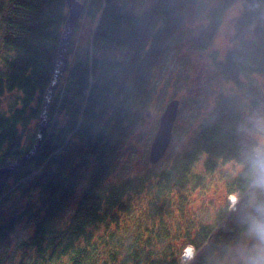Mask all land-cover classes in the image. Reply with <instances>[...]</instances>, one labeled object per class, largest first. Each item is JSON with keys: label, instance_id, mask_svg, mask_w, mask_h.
<instances>
[{"label": "trees", "instance_id": "16d2710c", "mask_svg": "<svg viewBox=\"0 0 264 264\" xmlns=\"http://www.w3.org/2000/svg\"><path fill=\"white\" fill-rule=\"evenodd\" d=\"M80 1L90 39L72 51L36 153L0 175V264H182L187 245L191 264H264V143L251 136L264 115V0L208 8L196 49L240 3L216 62L229 90L168 165L117 181L124 133L193 0H154L140 15L135 0ZM66 16V0H0V169L34 144ZM224 166L221 201L187 211Z\"/></svg>", "mask_w": 264, "mask_h": 264}, {"label": "rangeland", "instance_id": "374dc122", "mask_svg": "<svg viewBox=\"0 0 264 264\" xmlns=\"http://www.w3.org/2000/svg\"><path fill=\"white\" fill-rule=\"evenodd\" d=\"M77 1L81 3L80 0ZM153 1L135 0L134 13L140 15ZM215 1L193 0L192 5L184 10L182 21L176 27L174 38L166 41L170 46L162 51V57L153 72L147 102L139 107L138 117L132 119V126L124 133L128 138L120 152L118 166L111 176L113 181L136 173L140 174L150 167L168 165L172 157L184 149L186 140L194 135L199 124L212 109L217 95L229 90L230 85L220 74L216 62L231 46L233 23L239 13L240 3L233 4L226 9L220 28L207 48L196 49L193 46L195 32L206 22L204 17L207 14L206 11ZM80 17L77 20L78 31H74L75 28H73L67 46L65 68L70 62L72 51L84 48L90 39L92 26L83 16ZM68 48L70 56H68ZM64 70L53 82L51 79L50 85H55L53 94L55 90L64 86L62 77ZM255 78L258 83L262 84L261 90L264 93V76L256 75ZM53 94L49 97L48 104ZM171 100L178 101V112L172 128V142L164 158L153 166L148 161L150 145L157 132L160 116ZM252 120L255 129L251 132V136L264 143V115L254 116ZM223 168L225 170L219 169L218 174L213 176L212 182L202 194H193L188 197L189 201L185 205L187 211L199 212L202 216L208 215L211 212L212 203L216 205L218 201H221L222 194H224L223 179L226 178L229 166ZM227 200L229 208L233 209L236 198L228 196ZM186 257L189 261L184 264H191L195 251L192 249Z\"/></svg>", "mask_w": 264, "mask_h": 264}, {"label": "water", "instance_id": "95a60500", "mask_svg": "<svg viewBox=\"0 0 264 264\" xmlns=\"http://www.w3.org/2000/svg\"><path fill=\"white\" fill-rule=\"evenodd\" d=\"M66 6L68 14L66 16L65 24L63 27V32L61 34L59 46H58V53L56 57V68L52 77V82L57 78V76L65 69V62L67 58V46L70 42L71 35L73 32L74 25L76 24L78 18L83 12V5L77 0H66ZM54 84L50 85L49 91L44 96V101L41 108V115L39 119L38 131L35 137L34 144L30 150V152L24 156L23 158L17 160L12 166L0 169V175L14 170L18 167L19 163L28 158L32 157L39 146L40 139L46 131V124H47V107L49 102V97L53 94ZM178 112V101L171 100L165 107L162 115L159 119V126L157 132L153 138V141L150 146L148 160L149 163L152 165L157 164L162 157L165 155L167 149L169 148L171 139H172V128L177 116Z\"/></svg>", "mask_w": 264, "mask_h": 264}, {"label": "bare ground", "instance_id": "6f19581e", "mask_svg": "<svg viewBox=\"0 0 264 264\" xmlns=\"http://www.w3.org/2000/svg\"><path fill=\"white\" fill-rule=\"evenodd\" d=\"M37 131H38V129H37ZM188 246V248H191V249H193L194 250V248L192 247V246H190V245H187Z\"/></svg>", "mask_w": 264, "mask_h": 264}]
</instances>
